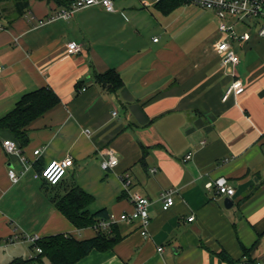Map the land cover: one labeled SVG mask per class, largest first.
Here are the masks:
<instances>
[{"label":"crops","instance_id":"0c3cea01","mask_svg":"<svg viewBox=\"0 0 264 264\" xmlns=\"http://www.w3.org/2000/svg\"><path fill=\"white\" fill-rule=\"evenodd\" d=\"M129 1L118 0L114 12L95 5L51 21L63 3L28 0L17 12L13 0L0 2V118L41 87L59 100L30 124L24 162L5 152L2 141L14 137L0 129V264H22L30 254L26 242H4L13 232L95 235L91 226H73L54 204L72 184L91 196L89 213L131 211L120 179L125 172L130 191L149 198L147 235L138 221L118 222L110 249H93L75 264H229L218 256L221 250L241 264L244 249L264 264V39L252 19L230 18L237 33H248L246 40L230 41L240 59L233 68L214 50L224 35L213 12V32L198 40H144L142 14L165 17L180 5L166 12ZM69 41L80 51L67 54ZM110 69L121 79L116 90L97 80ZM234 77L243 88L223 100ZM108 150L118 163L103 170ZM66 156L73 164L57 185L34 177ZM9 168L20 176L17 182ZM220 176L234 188L229 208L226 196L206 188ZM167 189L174 203L163 209Z\"/></svg>","mask_w":264,"mask_h":264},{"label":"built area","instance_id":"2783aa9c","mask_svg":"<svg viewBox=\"0 0 264 264\" xmlns=\"http://www.w3.org/2000/svg\"><path fill=\"white\" fill-rule=\"evenodd\" d=\"M116 0H72L68 6H64L54 14L47 18V21H51L58 18H68L75 11L91 7V6H101L107 12H114ZM153 4L161 2L162 0H149ZM185 3H193L204 9L212 11L217 19V29L224 36L220 38L214 44V50L219 55L221 63L223 65H230L235 67L240 59L239 56L234 52L231 47L230 41L237 40L243 41L248 38V33H237L233 25L229 22L230 18L233 19H252L257 26V35L264 39V0H179ZM41 22V21H40ZM4 28V25L0 22V30ZM153 41H157V37L153 38ZM80 45L75 41H69L66 44L67 54H74L80 51ZM1 70V67H0ZM243 88L242 81L239 77H234L231 84L226 88L223 100L227 99L230 94H237ZM85 90V87L82 88ZM116 112L113 111V114ZM88 132V130H86ZM3 148L7 153H17L20 155L21 160L26 161V157L21 154V147L14 139H5L2 141ZM39 148L33 150V155L39 154ZM264 150V148H263ZM107 157L102 158L100 166L103 170H108L113 168L118 163V158L111 150L107 151ZM190 153L186 155L185 158H189ZM73 164V159L71 156H66L62 159L50 161L41 171L36 172L34 177L41 178L49 185H57L63 176L65 175L67 169ZM156 168H151V172H154ZM7 175L12 182H17L19 180V175H17L13 169L9 168L7 170ZM123 187L129 193V198L132 202L133 208L129 212H122L118 215L109 214L107 219L100 220L97 224L91 226L94 228L95 232L109 231L113 224L118 222H139V230L142 235H147V226L149 224L148 206L149 198L139 192H131L132 180L129 173L125 172L120 175ZM206 188L213 189L216 194L220 196L231 197L234 194V188L229 186L227 179L225 177H217L213 181L206 183ZM171 189L164 190L161 193V198L163 201V209L169 208L174 203V198ZM193 215L188 217V220H192ZM69 235V234H68ZM71 236V235H70ZM41 239L38 234H28V233H18L13 232L10 234L4 242L7 244L26 242L30 245V254L25 259L22 264H28L35 261L38 254L41 253V247L37 245V241ZM159 247L158 250H161ZM256 264H260L256 262Z\"/></svg>","mask_w":264,"mask_h":264},{"label":"trees","instance_id":"16d2710c","mask_svg":"<svg viewBox=\"0 0 264 264\" xmlns=\"http://www.w3.org/2000/svg\"><path fill=\"white\" fill-rule=\"evenodd\" d=\"M13 1L17 12L22 11L28 3V0ZM54 1L68 6L72 0ZM181 4L182 1L179 0H162L155 5L169 12ZM97 80L102 85L108 84V88L111 90H116L121 85L120 77L111 69L106 74L98 75ZM58 102V97L49 88L41 87L26 93L12 110L0 118V129L9 130L20 147L24 146L28 142L27 131L30 124L36 118L54 108ZM90 201L91 196L81 190L76 184H72L65 194L54 198V204L57 209L77 229L93 226L98 221L107 219L109 216L106 209L89 213L85 207ZM115 226L116 224H113L109 231L98 230L94 236L89 238L77 239L64 233L42 237L37 241V245L41 247L42 251L35 260L41 261L42 258H45L48 264H75L93 249L99 251L108 250L119 238L115 231ZM244 252L245 258L240 260V263L256 264L254 259L248 255L246 249H244ZM217 254L227 263H233V260L225 251L221 250ZM24 262L25 260L22 263Z\"/></svg>","mask_w":264,"mask_h":264},{"label":"rangeland","instance_id":"374dc122","mask_svg":"<svg viewBox=\"0 0 264 264\" xmlns=\"http://www.w3.org/2000/svg\"><path fill=\"white\" fill-rule=\"evenodd\" d=\"M118 0L115 1L117 3ZM131 3H147L153 10L149 0H130ZM181 4L177 10L160 17L142 14L143 39H151L152 35L159 38L171 37L174 40H198L200 36L211 34L214 29L215 19L212 11L199 7L193 3ZM151 5V6H150Z\"/></svg>","mask_w":264,"mask_h":264},{"label":"water","instance_id":"95a60500","mask_svg":"<svg viewBox=\"0 0 264 264\" xmlns=\"http://www.w3.org/2000/svg\"><path fill=\"white\" fill-rule=\"evenodd\" d=\"M223 204H224V206H225L226 208H229V207L232 206L233 203H232V201L230 200V198L226 197V198L224 199Z\"/></svg>","mask_w":264,"mask_h":264}]
</instances>
